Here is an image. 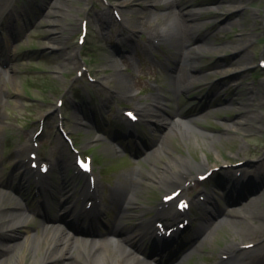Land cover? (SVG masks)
<instances>
[{"label": "rangeland", "instance_id": "rangeland-1", "mask_svg": "<svg viewBox=\"0 0 264 264\" xmlns=\"http://www.w3.org/2000/svg\"><path fill=\"white\" fill-rule=\"evenodd\" d=\"M56 1L60 8L52 9ZM109 2L124 18L122 23L127 28L122 33H119L121 23L115 19L112 8L102 0L21 1L16 8L11 24L22 35V39L8 47L0 40V172L7 176L12 171L15 151L22 148L20 141L27 140L31 146V137L41 121L44 122V131L38 139L40 156L53 161L58 160L60 155L65 159L70 155L66 168L71 170L74 167L75 155L60 136V113H54L55 109L64 111L66 127L79 147L83 151H91L93 141L101 136L97 135V128H103L111 139L114 138L113 128H109L106 120L99 116L108 114V110H101L102 105L109 107L115 98H119L131 105L138 103L145 109L160 91L164 97L170 98V102L166 101L170 112L179 110L188 117L198 118L190 125L193 131L186 139L173 136L171 151L155 152L160 144V133L153 131L155 126L145 123L144 131H139L138 136L116 138L114 142L105 141L93 150L97 156L99 187L109 208L100 227L103 224L109 227L111 221L114 218L116 220L117 207L122 200L120 198H128V189L136 186L137 199L133 205L127 206L128 213L121 216L118 223L123 224V230L128 234L144 229V244L150 245L153 238L146 229L148 223L156 215L163 195L174 188L172 183L170 187L160 183L164 168L169 169L172 176L175 165L184 167L186 162H192L190 167L193 174L208 170L205 165L214 168L241 161L256 167L264 164V71L248 72L258 67L260 58L264 57V0H176V11L188 8L199 14L193 22L199 27V36L203 39L200 44L203 56L199 63L204 73H195L199 75L198 83L182 94L176 93L172 87L165 65L160 68L152 55H140L141 43L147 40L148 30L161 29L165 34L170 31L171 24L165 19L166 8L148 11L143 0ZM1 3H4L3 0H0ZM4 6H0V11ZM59 11L64 12V18H60ZM102 11L108 12L109 17V21L104 24L98 19ZM217 14H221L219 18H216ZM84 16L88 17L91 26L85 55L97 83H91L87 77L80 79L77 76L82 66L78 57L81 48L77 44V37L80 20ZM221 22L223 27L218 29L217 23ZM133 28L135 32H131ZM55 30L57 34L53 33ZM9 38L7 32L6 39ZM190 49L194 55L197 44H192ZM173 51L171 43L165 40L160 50H153V53L159 52L173 58ZM167 64L171 65V62ZM172 67L174 70L184 68L179 63H172ZM184 74L188 78L193 76L189 68H184ZM46 82L48 86L44 85ZM60 98L66 100L63 109L59 108ZM242 118L248 122L239 124ZM153 121L160 123L164 130L167 127V117L164 121L159 117ZM115 124V130L125 136L127 128L120 121ZM231 124L234 128H228ZM229 176L227 171H220L209 182L193 190V198H197L203 188L212 193V198H208L204 206L207 211L212 209V205L223 211L221 217L215 214L206 219L209 228L205 234L211 235V240L204 245L198 244L199 240L193 241L199 223L205 220L204 214L182 239L162 252V261L171 260L174 264H218L222 252L231 246L252 243L264 237V182L261 179H249L243 185H237V179ZM72 179L70 174L65 181H60L58 174L54 177V186L58 191L56 196H61L62 189L67 185L65 182L70 183ZM113 191L119 197L117 203L111 206L109 195ZM31 192L32 186L22 191L29 203ZM79 196L80 192H73L71 199L75 200ZM13 199L10 206L17 203L22 205V200L16 196ZM248 202H251L250 206H246ZM51 203L57 206V202ZM231 209L238 215L231 214ZM27 221L32 227L42 224L30 218ZM255 229L258 231L251 232ZM59 230H64V227H59ZM42 233L43 229L35 233L28 227L19 230L18 240L21 244L15 249L11 263L44 264V253L32 249V243ZM30 235L32 241L28 242L26 239ZM71 237L83 239L74 234ZM1 240L8 243L5 238ZM109 247H112L113 256L116 250H124L126 259L134 258L117 241L110 243ZM71 262L82 263L81 260L67 257L53 264ZM136 263L147 264L150 260H138Z\"/></svg>", "mask_w": 264, "mask_h": 264}, {"label": "bare ground", "instance_id": "bare-ground-1", "mask_svg": "<svg viewBox=\"0 0 264 264\" xmlns=\"http://www.w3.org/2000/svg\"><path fill=\"white\" fill-rule=\"evenodd\" d=\"M144 7L147 8L148 11L157 8H166L165 19L166 22L171 24V29L167 33V36H162L165 40L171 43L173 48V52H171V56L173 55L174 62L179 63L180 66L184 68H189L190 72L193 74L190 75V78L184 74V68H176L175 72L170 75V83L174 86V88L178 91V94H182L184 91H188L194 84L198 83L199 75H194L195 73H204V68L200 65L199 60L202 57V38L199 36L200 29L199 27L194 24L193 20L199 17V14L191 9L185 8L183 10L176 11V0H143ZM175 6V8H174ZM60 8L59 2L56 1L52 4V9ZM234 9V8H232ZM51 11L49 16H52ZM178 12V13H177ZM60 18H64V12L59 11ZM108 12L102 11L98 14L99 22L106 23L109 21ZM240 14V13H239ZM221 14H217L216 18H219ZM56 16V15H55ZM55 24V23H54ZM216 26L218 29L223 27L222 22L217 23ZM135 28V27H134ZM131 29V32H135V29ZM57 31H53L54 34ZM161 35V34H160ZM56 37V35H54ZM197 44V49H195V54H192V49L188 48ZM206 44V43H205ZM239 49V48H237ZM149 50V49H148ZM241 51V50H240ZM239 52V50H238ZM242 56V54H241ZM178 67V66H177ZM237 78V76H234ZM0 100H2V95L0 93ZM152 116L158 115L160 116L161 113H168L166 104L164 100L159 97H155L151 103V109L149 110ZM176 122L174 126L171 127L169 132L161 131V135L159 137L160 144L158 147L155 148V152H165L171 151L173 148V136L180 137L181 139H186L190 132L193 130L190 128L192 122L198 118H183V115L180 111H176ZM178 117V118H177ZM251 118V117H250ZM254 121V119H253ZM248 121L246 118L239 119V124H246ZM162 128V127H161ZM228 128H234V125H228ZM192 162H186L184 167H180L175 165L176 170L171 173L169 169L164 168L161 173L162 176L160 177V183L165 187H170L171 183L175 185L176 181L177 184L181 181L184 182L185 177L184 173H190L191 164ZM261 168H264L263 166ZM239 171L242 170V176H251L253 172H255L254 177L259 179V175L261 179H264V170L263 169H247L246 166L243 169H238ZM261 171V172H260ZM175 174V176H174ZM29 167L28 162H26V158L20 155L19 160L16 163L15 169L9 174V176L4 177V175L0 172V186H6L9 189L13 190H20L25 184L29 182ZM190 176V174H189ZM230 177V176H229ZM5 178V179H4ZM229 180V178H228ZM230 181V180H229ZM13 182L16 183L13 186ZM235 188L237 185L232 184ZM136 186H132V188L128 189V200L126 204L133 205L134 201L137 199L136 196ZM63 195L70 199L73 195L72 192L69 190H64ZM96 193H94L95 195ZM87 195V193H85ZM89 195V194H88ZM252 202V201H251ZM246 204L250 206V203ZM13 203L12 196H9L0 188V264H12L11 258L15 251V249L21 244L18 240L19 230L22 228L24 222L22 218V214L15 213V212H8L7 206ZM17 207V206H15ZM100 206H96V211H101ZM166 211L163 210L159 212V216L166 218ZM124 212V211H123ZM122 212V213H123ZM231 214H237L235 210L231 209L229 211ZM124 214V213H123ZM45 221L47 227L50 228L44 229L43 233L39 235L38 239L32 243V249L36 252H43L45 258L43 260L44 264H53L60 259L67 258L68 259H77L81 260L82 263L86 264H137L133 259H126V252L122 250H116L113 256L111 253L112 247L110 243L112 242L111 239L105 238L100 242L97 240H89L83 238L82 240L76 239L75 237H71L68 234L60 233L58 227L60 226V222L63 219L59 216H45ZM122 224L120 223L119 226ZM119 226H114L109 230V235H123V237L127 238V240L136 239L138 243H142L144 241V229L140 228L136 233L132 231L131 234H124ZM208 225L205 223H201L196 231L193 241L199 240L198 244L204 245L205 242L211 240V235L205 234L208 230ZM264 228V227H263ZM148 230L152 234V237L156 236V228L153 227L152 224L148 225ZM73 231L77 234H85L88 236H96L98 233H94L91 229H86L84 227L75 228L73 227ZM258 230H252L251 232H257ZM127 232V231H126ZM98 236V235H97ZM7 239L8 243L2 241L1 239ZM261 237L258 238L260 240ZM28 242L32 241V235H30L27 239ZM256 240L255 242H257ZM12 241L13 243H10ZM111 241V242H110ZM264 246V238H262L258 242V246L262 248ZM77 250V253H76ZM73 253H75L73 255ZM228 253V252H227ZM229 253H233L234 259H241L246 261L248 264H257L255 258L252 254H248L247 251L241 255V249L237 245H233L229 248ZM228 253V254H229ZM260 253V252H259ZM258 257V264L260 263V254L257 255ZM56 260V261H55ZM239 260L238 262H240ZM75 262H71L69 264H74ZM81 263V264H82ZM220 264H226L225 261H222Z\"/></svg>", "mask_w": 264, "mask_h": 264}, {"label": "snow or ice", "instance_id": "snow-or-ice-1", "mask_svg": "<svg viewBox=\"0 0 264 264\" xmlns=\"http://www.w3.org/2000/svg\"><path fill=\"white\" fill-rule=\"evenodd\" d=\"M128 115L135 118L133 113H128ZM81 163L83 164V162H81ZM33 166H36V165L34 164ZM84 167L88 168V165H84ZM45 169H46V166H45ZM177 195H179V194L177 193ZM167 199L171 200V199H173V197L169 196V197H167ZM180 207L181 208L186 207V204H181Z\"/></svg>", "mask_w": 264, "mask_h": 264}]
</instances>
